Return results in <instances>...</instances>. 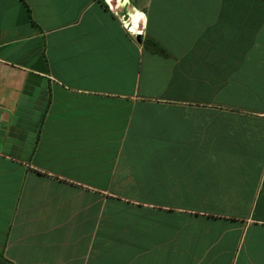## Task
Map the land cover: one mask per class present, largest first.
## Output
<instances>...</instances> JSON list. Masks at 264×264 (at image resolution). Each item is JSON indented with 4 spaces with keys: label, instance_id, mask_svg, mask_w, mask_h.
<instances>
[{
    "label": "crops",
    "instance_id": "obj_1",
    "mask_svg": "<svg viewBox=\"0 0 264 264\" xmlns=\"http://www.w3.org/2000/svg\"><path fill=\"white\" fill-rule=\"evenodd\" d=\"M118 2L0 0V264H264V0Z\"/></svg>",
    "mask_w": 264,
    "mask_h": 264
},
{
    "label": "built area",
    "instance_id": "obj_2",
    "mask_svg": "<svg viewBox=\"0 0 264 264\" xmlns=\"http://www.w3.org/2000/svg\"><path fill=\"white\" fill-rule=\"evenodd\" d=\"M104 1L107 3L109 10L118 16L121 25L131 36L145 35L147 20L144 13H136V15H130L128 12H124L120 5H118V0Z\"/></svg>",
    "mask_w": 264,
    "mask_h": 264
}]
</instances>
